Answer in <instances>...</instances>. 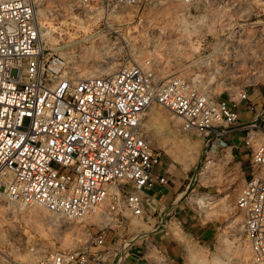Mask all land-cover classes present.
I'll use <instances>...</instances> for the list:
<instances>
[{
	"label": "built area",
	"instance_id": "obj_1",
	"mask_svg": "<svg viewBox=\"0 0 264 264\" xmlns=\"http://www.w3.org/2000/svg\"><path fill=\"white\" fill-rule=\"evenodd\" d=\"M140 1L99 0L106 6ZM172 1L188 6L190 22L204 15L224 24L227 7L239 19L264 17V0ZM252 23L255 27L256 21ZM190 54L192 73L173 74L165 81L157 80L150 60L109 75L78 77L67 59L40 38L34 0H0V189L12 204H36L72 220L95 217L86 223L84 244L48 252L37 264L102 261L90 246L103 245L107 229L120 230L122 239L118 248L105 251L116 257L111 264H119L126 255L128 231L132 235L145 226L169 234V220L141 219L144 192L166 182L152 172L160 153L142 126L152 104L179 118L181 132L202 137L207 162L227 159L228 136L244 131L249 177L235 205L243 214L251 256L264 263V120L261 126L255 120L238 125L236 105L249 100L248 89L228 90L218 98L200 83L209 74L204 67L213 62L211 53L190 50ZM260 81L264 83V68L253 69L245 85ZM249 108L254 110L252 102ZM259 115L264 119V106ZM190 193L198 195L197 206L199 200L211 203L208 192L192 187ZM131 218H140L132 229ZM174 222L183 227L182 220ZM145 264H168V259L162 253L159 260Z\"/></svg>",
	"mask_w": 264,
	"mask_h": 264
},
{
	"label": "rangeland",
	"instance_id": "obj_2",
	"mask_svg": "<svg viewBox=\"0 0 264 264\" xmlns=\"http://www.w3.org/2000/svg\"><path fill=\"white\" fill-rule=\"evenodd\" d=\"M34 8L40 28L48 31L41 39L46 47L67 59L76 76L83 69L111 67L116 71L150 60L157 80L165 81L173 74L190 75V50H204L211 53L213 62L204 67L209 74L200 83L218 98H224L228 90L235 93L264 85L261 81L245 85L253 69L264 68V17L239 19L227 7L224 24L219 18L204 15L190 22L188 6L172 0L107 6L99 0L87 4L81 0H34ZM173 118L180 123L179 118ZM207 159L201 158L191 186L195 191L210 193L211 203L198 202L197 206L198 195H190V189L184 199L198 218L195 221L212 227L210 237L205 242L190 240L172 222V232L185 248V264H264L251 257L243 214L235 205L244 183L242 171L226 166L228 159L213 160L215 163L207 169ZM93 219L72 220L36 204H12L0 189V247L16 261L0 257V264H37L53 250H73L86 242L84 228ZM130 220L135 227L140 218Z\"/></svg>",
	"mask_w": 264,
	"mask_h": 264
},
{
	"label": "crops",
	"instance_id": "obj_3",
	"mask_svg": "<svg viewBox=\"0 0 264 264\" xmlns=\"http://www.w3.org/2000/svg\"><path fill=\"white\" fill-rule=\"evenodd\" d=\"M237 98V97H236ZM249 100L238 101L236 105L239 121L238 125L255 120L263 125L262 116H258L264 106V85L248 90ZM250 102L254 110L249 108ZM175 117V116H174ZM142 126L149 136L151 146L159 151V162L153 167L156 176H164L165 183H156L145 191L144 212L142 220L163 217L169 220V234L165 235L163 228L150 229L145 226L128 235V245L125 256L119 264H145L159 260L162 253L168 259V264H185V248L172 232V222L182 220L186 237L196 238L205 242L211 234L212 227L203 225L195 220L198 218L187 207L184 196L193 185L197 165L204 158L202 137L193 132H181L180 123L169 112L158 105L152 104L142 118ZM244 131L238 129L227 138L229 153L225 165L238 168L244 175V181L249 177L250 151L244 145ZM215 155V154H212ZM175 223V222H174ZM132 229V226H130ZM120 231V230H119ZM119 231L107 229L104 244L90 246L92 251L102 255V261L90 259L84 264H111L115 256H108L107 249L118 248L122 242Z\"/></svg>",
	"mask_w": 264,
	"mask_h": 264
},
{
	"label": "bare ground",
	"instance_id": "obj_4",
	"mask_svg": "<svg viewBox=\"0 0 264 264\" xmlns=\"http://www.w3.org/2000/svg\"><path fill=\"white\" fill-rule=\"evenodd\" d=\"M35 18H36V22H37V26H38V30H39V36H40V38H42V36L41 35H45L46 34V36L48 35V31L47 30H45L44 28L42 29V28H40V25L38 24V21H37V11L35 10ZM45 37V36H44ZM107 52H105L104 54H106ZM93 64L95 65V67H97V65H98V60L96 61H94L93 62ZM110 64V63H109ZM109 64H107V65H109ZM106 65V66H107ZM99 66V65H98ZM111 66V65H110ZM86 68V67H85ZM113 69V68H112ZM112 69H111V67H108V68H106L105 67V69H104V67L103 68H101L100 67V69H90V70H85V69H83V70H80V72H79V75L81 76V77H87V76H92V75H109V74H112V73H114L115 71H112ZM102 73H104V74H102ZM78 75V76H79ZM211 163H215L213 160L212 161H209V162H207L206 163V168L207 169H210L211 168ZM199 202H200V200H199ZM33 207V206H32ZM35 207V206H34ZM33 207V208H34ZM38 207V206H37ZM38 208H40V207H38ZM37 210V209H36ZM29 211V210H28ZM31 211V210H30ZM33 211V210H32ZM36 212H38V211H36ZM35 212V213H36ZM34 214V213H33ZM31 215V214H30ZM37 215V214H36ZM35 216V215H34ZM2 239H3V237H2ZM250 248V247H249ZM250 252H251V249H250ZM251 255H252V252H251ZM0 257L1 258H3L4 260H8V261H11V262H14V263H16V261L14 260V259H11V258H9L4 252H3V249L0 247ZM252 257V256H251ZM253 259V258H252ZM17 264H21V263H17Z\"/></svg>",
	"mask_w": 264,
	"mask_h": 264
}]
</instances>
